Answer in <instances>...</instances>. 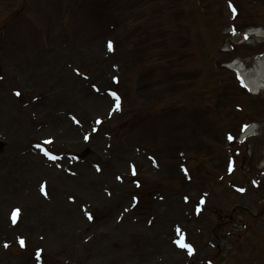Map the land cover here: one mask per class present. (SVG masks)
Returning <instances> with one entry per match:
<instances>
[{"label": "rangeland", "instance_id": "rangeland-1", "mask_svg": "<svg viewBox=\"0 0 264 264\" xmlns=\"http://www.w3.org/2000/svg\"><path fill=\"white\" fill-rule=\"evenodd\" d=\"M254 28L264 0H0V264H264Z\"/></svg>", "mask_w": 264, "mask_h": 264}, {"label": "bare ground", "instance_id": "bare-ground-1", "mask_svg": "<svg viewBox=\"0 0 264 264\" xmlns=\"http://www.w3.org/2000/svg\"><path fill=\"white\" fill-rule=\"evenodd\" d=\"M258 33H260L261 36H264V30L257 31V34ZM228 67L239 75L244 85L252 93L264 90V55L256 58L252 68L246 67L243 63L241 64L239 60L229 64ZM252 132L253 128L247 129L244 136L249 137L252 135Z\"/></svg>", "mask_w": 264, "mask_h": 264}, {"label": "snow or ice", "instance_id": "snow-or-ice-1", "mask_svg": "<svg viewBox=\"0 0 264 264\" xmlns=\"http://www.w3.org/2000/svg\"><path fill=\"white\" fill-rule=\"evenodd\" d=\"M233 11H235V9H233ZM111 47H112V45H111V43H109V48L111 49ZM17 95H19V93H17ZM113 96H116V94L113 93ZM116 98H117V100L119 99L118 97H116ZM117 107H119V104H117ZM85 139H88V137L86 136ZM229 139H232V137L229 136ZM46 155H50V154L46 152ZM52 158L55 159V157H52ZM89 218H91V217H89ZM20 243H21V245H23L24 244V241L21 240ZM179 243H180V246L181 247H184V248H187L188 249L189 254L192 253L193 249H192V247H191L190 244H186V243H183V242H179ZM5 246H7V245H5Z\"/></svg>", "mask_w": 264, "mask_h": 264}]
</instances>
